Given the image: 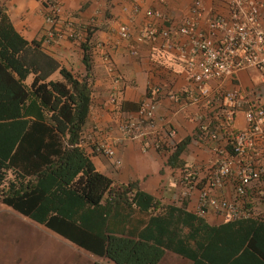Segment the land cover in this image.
Masks as SVG:
<instances>
[{"label":"crops","instance_id":"crops-1","mask_svg":"<svg viewBox=\"0 0 264 264\" xmlns=\"http://www.w3.org/2000/svg\"><path fill=\"white\" fill-rule=\"evenodd\" d=\"M48 1L59 3L56 28L62 39L45 45L43 38L47 26L43 17ZM257 1L263 4L261 16L264 18V0ZM0 3L14 31L27 42H37L43 53L72 73L84 71L80 43L90 33V106L81 131L82 146L90 144L85 143L89 138L111 147L113 158L93 153L89 159L96 172L111 180L113 190L104 194L96 206L84 207L78 213L79 217L83 213L85 216L94 213L93 218L77 221L83 226L86 224L82 230L88 234L95 231L100 238L131 239L157 248L161 255L155 264H212L211 257L205 256L209 249L232 253L239 238H245L237 230L240 227L237 222L244 223L248 219L235 221L231 232L218 236L216 232L225 222L211 209L201 217L196 216L195 192L187 199L179 197V179L184 170L196 171L200 186L203 183V172L215 157L211 149L222 148L224 144L223 129H219L217 141L199 140L193 118L200 115L206 119L208 114L195 106L171 102L167 98V94H180L191 86L175 54L161 51L159 41L135 42L137 33L147 27L167 30L176 42H181L184 38L177 36L175 30L194 10L225 17L226 0H0ZM67 23L70 29L65 27ZM120 25L128 28L130 37L127 41L117 37ZM70 31L76 33L77 39L68 38ZM130 47L135 48L134 55L130 53ZM103 54L109 56L118 77L116 85L101 61ZM243 73H238L235 79L224 77L219 83L220 89H246L248 84L249 89L254 87L244 79ZM58 78L57 71L50 75L52 80ZM30 81L28 77L24 84ZM152 87H159L161 92L154 98L153 126L144 124V128L148 139L159 141L161 149H148L143 153L138 142L121 138L118 129L124 120L135 115L138 102L150 97ZM113 88L118 92L117 101L114 105H106ZM209 119L212 118L209 116ZM212 122L217 127L218 121L213 119ZM235 124L237 128L243 124L240 113L236 114ZM168 130L174 132L173 137L167 135ZM234 182L233 178L225 179L221 188L211 192L212 196L232 200ZM128 187L130 191L123 192ZM260 189V200L254 197L251 202L253 214L255 211L264 213V185ZM135 193L137 197L131 200ZM9 212L21 216L0 203V213ZM14 219L13 215L8 218L0 215V224H11ZM250 220L264 221V216L254 214ZM31 223L38 226L33 221ZM91 224L95 225L93 230ZM48 232L50 237L59 236L51 230ZM57 243L67 250V264H114L75 245L71 249L59 241ZM72 252L76 257L73 261L69 258ZM219 264H231V260Z\"/></svg>","mask_w":264,"mask_h":264},{"label":"trees","instance_id":"trees-1","mask_svg":"<svg viewBox=\"0 0 264 264\" xmlns=\"http://www.w3.org/2000/svg\"><path fill=\"white\" fill-rule=\"evenodd\" d=\"M81 41L84 71L76 74L58 66L37 42H27L14 31L0 3V203L96 257L114 264H155L161 255L157 248L131 239L100 238L95 231L82 230L85 223L77 222L93 218V212L82 217L78 213L96 206L113 190L111 180L90 162L95 153L92 146L79 145L90 106V33ZM56 71L59 78L50 79ZM28 77L31 81L26 85ZM263 185L264 174L246 188L243 201L252 212L251 202L254 197L260 200ZM129 191L128 187L123 192ZM135 197L136 193L131 200ZM237 223L245 238L241 236L229 254L209 249L205 256L211 257L210 263L264 262V221ZM234 224H222L217 235L231 232ZM90 227L93 230L95 225Z\"/></svg>","mask_w":264,"mask_h":264},{"label":"built area","instance_id":"built-area-1","mask_svg":"<svg viewBox=\"0 0 264 264\" xmlns=\"http://www.w3.org/2000/svg\"><path fill=\"white\" fill-rule=\"evenodd\" d=\"M45 7L47 11L43 21L47 29L43 44L49 45L62 39V34L56 28L60 6L57 1H48ZM226 7L225 17L205 15L203 10H194L175 30L177 36L184 38L181 42H176L167 30L150 27L143 28L135 36L136 43L159 41V49L172 51L182 65L191 86L180 94H167V98L171 102L195 106L208 114L206 119L200 115L193 118L198 139L213 142L218 139L219 129L226 132L222 148L211 149L215 157L205 171L201 186L198 185L196 173L192 171L184 170L179 179L181 199H187L192 192L196 193V216L201 217L211 209L225 223L254 217L251 207H246L243 199L251 181L264 174V95L254 96L253 89H248L251 93L240 88L222 91L219 86L224 77L235 79L238 73L250 69L258 76L254 84L264 88L263 4L257 0H226ZM65 27L70 29L68 23ZM67 36L72 40L77 39L73 31ZM117 37L127 41L130 37L128 28L118 26ZM96 46L100 47L99 44ZM130 53L135 54L134 47H130ZM101 61L116 85L118 77L109 56L103 54ZM160 92L159 87L150 88V97L138 102L135 115L119 125L121 138L138 142L143 153L148 149H161L159 141L148 139L144 128V124L153 126L154 98ZM117 93L113 88L105 104L114 105ZM238 113L243 120L240 128L235 124ZM213 119L218 121L217 127ZM167 135L173 137L174 132L168 130ZM85 143H90L95 153L113 158V150L106 143L90 141L89 138ZM83 144L81 140L79 145ZM227 178L235 181L234 198L225 200L213 197L211 192L221 188Z\"/></svg>","mask_w":264,"mask_h":264},{"label":"rangeland","instance_id":"rangeland-1","mask_svg":"<svg viewBox=\"0 0 264 264\" xmlns=\"http://www.w3.org/2000/svg\"><path fill=\"white\" fill-rule=\"evenodd\" d=\"M242 75L248 83L253 84L254 87L251 89L254 96L264 95L263 86L254 85L257 83L258 76L253 70L247 69ZM248 87L249 84L246 85V89ZM247 92L251 93L250 90ZM0 215L2 218H8L10 215L15 218L11 224H0V264H67V250L57 241L71 249L74 244L66 239H60L59 236L50 237L48 228L39 223L36 226L24 216L10 212L0 213ZM69 256L71 261L76 259L73 252L69 253Z\"/></svg>","mask_w":264,"mask_h":264}]
</instances>
